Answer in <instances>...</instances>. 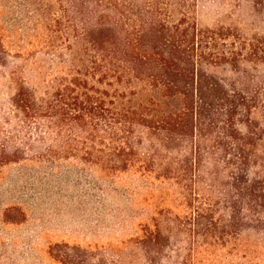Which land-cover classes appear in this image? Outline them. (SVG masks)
Masks as SVG:
<instances>
[{
	"label": "trees",
	"instance_id": "obj_1",
	"mask_svg": "<svg viewBox=\"0 0 264 264\" xmlns=\"http://www.w3.org/2000/svg\"><path fill=\"white\" fill-rule=\"evenodd\" d=\"M65 5L64 18L72 23L65 74L52 80L45 97L34 98L18 85L14 98L23 124L44 120L56 136L58 151L44 153H144L146 171L171 181L187 210L181 218L166 216L173 226L164 232L196 237L195 249L232 246L241 226L264 221V170L247 168V153L257 143L235 129L243 110L250 132L246 114L252 106L206 72L220 64L236 68L240 37L229 28L200 26L194 0ZM242 42L244 60L264 62L262 43ZM218 155L227 164L224 181L202 168ZM167 237L153 224L137 246L148 257L164 250ZM88 253L66 243L49 247L59 264H92Z\"/></svg>",
	"mask_w": 264,
	"mask_h": 264
},
{
	"label": "rangeland",
	"instance_id": "obj_2",
	"mask_svg": "<svg viewBox=\"0 0 264 264\" xmlns=\"http://www.w3.org/2000/svg\"><path fill=\"white\" fill-rule=\"evenodd\" d=\"M194 5L200 26L229 28L240 37L236 68L220 64L206 72L252 106L250 132L243 110L235 129L257 143L247 153L248 170L263 171L264 62L244 60L242 41L264 47V0ZM67 11L65 0H0V264H59L49 247L61 243L91 251L86 261L92 264H264V221L246 222L232 246L195 249L196 237L164 232L173 226L166 216L181 218L187 210L171 181L146 171L144 153H44L58 151L56 136L44 120L23 124L14 98L18 85L45 97L52 80L65 74L72 40ZM217 157L202 168L224 181L227 164ZM153 224L168 235V245L145 257L138 239Z\"/></svg>",
	"mask_w": 264,
	"mask_h": 264
}]
</instances>
